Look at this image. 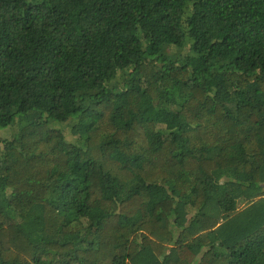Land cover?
Instances as JSON below:
<instances>
[{
	"label": "trees",
	"instance_id": "1",
	"mask_svg": "<svg viewBox=\"0 0 264 264\" xmlns=\"http://www.w3.org/2000/svg\"><path fill=\"white\" fill-rule=\"evenodd\" d=\"M0 264H264V0H0Z\"/></svg>",
	"mask_w": 264,
	"mask_h": 264
},
{
	"label": "rangeland",
	"instance_id": "2",
	"mask_svg": "<svg viewBox=\"0 0 264 264\" xmlns=\"http://www.w3.org/2000/svg\"><path fill=\"white\" fill-rule=\"evenodd\" d=\"M10 128L9 127H7V128H0V137L2 138V137H6V136H8V135H10Z\"/></svg>",
	"mask_w": 264,
	"mask_h": 264
}]
</instances>
